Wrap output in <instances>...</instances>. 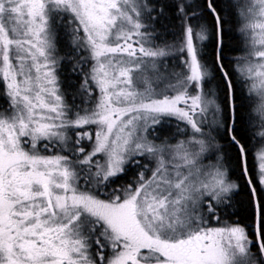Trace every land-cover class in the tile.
<instances>
[{"label":"snow or ice","instance_id":"snow-or-ice-1","mask_svg":"<svg viewBox=\"0 0 264 264\" xmlns=\"http://www.w3.org/2000/svg\"><path fill=\"white\" fill-rule=\"evenodd\" d=\"M0 264H264V0H0Z\"/></svg>","mask_w":264,"mask_h":264},{"label":"trees","instance_id":"trees-1","mask_svg":"<svg viewBox=\"0 0 264 264\" xmlns=\"http://www.w3.org/2000/svg\"><path fill=\"white\" fill-rule=\"evenodd\" d=\"M236 27L237 26L234 25L232 28V31L229 32L225 36V44H226L227 48H229V49H239L242 46L241 45V38L236 32ZM229 54L235 55V54H239V53H229ZM250 163H251V161H250Z\"/></svg>","mask_w":264,"mask_h":264}]
</instances>
